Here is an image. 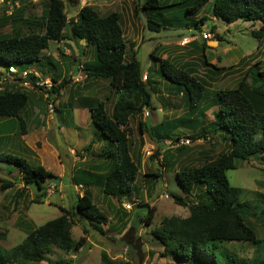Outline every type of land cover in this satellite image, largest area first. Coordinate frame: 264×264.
Segmentation results:
<instances>
[{"label": "trees", "instance_id": "1", "mask_svg": "<svg viewBox=\"0 0 264 264\" xmlns=\"http://www.w3.org/2000/svg\"><path fill=\"white\" fill-rule=\"evenodd\" d=\"M210 1L211 12L216 20L227 24L238 21L258 24L257 28L250 30V35L259 41L264 40V0H178L168 3L161 0H143L139 7L134 8V12L138 13V9L152 10V13L157 11V14L162 16L161 20L154 16L147 17V27L153 31L176 26L178 23L181 24L178 26H184L186 29L200 30V25L207 19L206 16L187 22L179 17L164 18L163 13L183 9L186 14L194 17ZM44 4L45 11L38 19H23L19 15L21 11L15 9V17L18 19L13 20L21 21L30 29V33L0 37V71L7 69L9 65L29 68L32 63H40V54L48 47L50 41L68 38L84 40L88 46H93V59L83 64L81 70L85 79L109 81L115 89V97L110 114L104 101L95 100L94 106H90V116L92 123L99 130L98 134L114 145L116 162L101 181H96L94 173L90 170L75 169L72 178L74 183L86 187L81 195H77L75 204L70 209L61 208L62 214L56 218L35 228H29L24 239L15 246L9 249L0 247V264H40L44 261L47 264H60L48 257L52 247L65 252L79 251L87 242L89 230L86 226L102 232L101 226L107 224L108 219L93 201L87 186L97 185L104 195L118 201L123 198L132 199L134 194H139L135 182L140 165L132 152L128 123L131 117L150 105V93L145 87L146 83H149L155 88L152 85L155 82L142 80L143 73L135 58L136 51L132 43L126 44L124 41L120 13L100 15L94 6L84 5L74 17L68 19L64 0H45ZM35 29L39 32H34ZM210 30V33H215L214 27ZM214 37L221 41L219 35L215 34ZM202 40L199 45L195 40L191 44L201 51L204 65L211 66L214 74H222L227 68L207 62L206 40ZM159 62L158 74L173 84L176 90H183L184 100L189 108L188 114L193 117L167 119L152 127L140 121L139 130L143 132L145 128V132L158 146H164L163 140L173 138L175 130L183 124L192 131L198 130L191 135L194 140L213 139L217 132L221 131L229 137L230 142L228 149L216 157L205 158L197 166L185 167L175 172L182 195L171 193L174 203L185 205L183 199L195 188H199L195 194L198 203L189 206V214L185 217L164 216L160 225L152 231V235L160 244L163 256H169L177 264H264V257L255 256L247 261L234 250L222 249L224 242H248L253 245L260 242L255 229L247 223V216L254 214L264 221V215H260L258 211L251 212L250 202H239L242 189L230 184L226 172L235 169L238 160L264 156V70H259L256 66L250 67L251 90L263 98H251L244 80L235 88L216 92L212 99L217 103L218 110L214 111V119L208 127L203 120L195 118L196 115L203 114L199 104L204 96L205 86L167 58H161ZM146 77L148 79V75ZM60 86L62 85L53 87V91H58ZM30 101L29 92L25 89L0 91V118L14 121L16 119L17 126L19 124V129L24 131L22 113ZM178 138L175 136L172 141L175 142ZM184 147L186 145L176 147L179 155ZM0 163L7 164L5 168H0L9 173L12 172L10 167L19 172L23 188H34L40 191V197L45 196L49 187H43L42 183L52 173L42 165L32 167L25 158L1 150ZM145 176L160 177V174L145 173ZM0 183L2 189L13 186V182L2 178ZM134 200L139 206L146 205L148 213L141 217V222L143 221L145 226L151 225L155 207L150 206L148 202ZM259 209L263 210L264 206ZM124 214L127 215L125 212L122 216ZM74 223L82 225L83 235L77 240L72 238ZM131 229L136 230L133 226ZM102 257L107 260L105 253Z\"/></svg>", "mask_w": 264, "mask_h": 264}, {"label": "rangeland", "instance_id": "2", "mask_svg": "<svg viewBox=\"0 0 264 264\" xmlns=\"http://www.w3.org/2000/svg\"><path fill=\"white\" fill-rule=\"evenodd\" d=\"M44 1L16 0L18 4L13 5L11 14L6 4H0V37L30 33V29L22 24L21 21L13 20V18L18 19V17H15L17 15L16 11H21L19 15L23 19H38L45 11ZM72 1L77 0H64L68 19L74 16L70 6ZM142 1L125 0L123 11L120 7V2H118L113 6L105 7L99 13L100 15H107L111 12H119L127 21V18H129V20H135L140 24L134 33H128L124 29V41L126 44L132 43L133 49L136 51L135 58L140 64L142 73L148 75L147 81L155 82L152 84L155 88H152L149 83H146L145 87L150 93V105L143 110H148L149 116L145 117L142 111L138 115L131 117L128 123L132 152L140 165V172L135 182L139 194L135 196L142 203L147 200L146 202L149 204L155 205L156 212L152 224L145 226L144 222H141V217L146 216L148 213L146 205L139 206L135 204L136 202L132 198L135 203H133L132 209H127L124 203L129 202V198H123L118 201L110 197V200L94 190L93 201L100 211L106 215L107 224L101 226L102 232L86 226L89 230L87 242L78 252H65L57 247H52L48 257L53 262L58 261L60 264H177L169 256H163L162 248L156 237L152 235V231L160 225L164 216H187L189 214V206L198 203L195 194L198 193L199 188H195L183 199L185 205L181 206L174 203L170 196L171 193L182 195L176 182L174 170L197 166L205 158L216 157L220 152L228 149L230 139L225 133L218 131L213 139L194 140L191 135L198 130L192 131L183 124L175 130L173 138H171L174 139L175 136H178L190 140L186 147L181 148L182 151L179 155L174 145L158 146L145 132V128H143V132L139 130L140 121L152 125L162 119L176 117L186 119L192 116L188 114L189 108L185 103L183 90H176L173 84L161 78L157 72V67L154 68L156 71H153V69L149 70L152 62L159 67L158 61H155L158 59L154 58H167L178 67L184 68L185 71L196 77L205 86L204 96L199 104L203 114L202 116L200 115L201 117L199 115L194 116L203 120L208 127H210L214 119V111L218 110L217 103L212 99L216 92L235 88L241 80H244L248 85L247 93L251 98L256 100L263 98L254 94L251 90L252 71L250 67L256 66L259 70H264V40L259 41L250 35V30L257 28L258 24L252 25L241 21L227 24L219 20H213L211 18V4L208 3L206 7L209 9V13L206 7L202 8L201 12L202 16H209V18L204 21L203 25H200V30H187L184 27H178L153 31L147 27V17L154 16V18L161 20L162 16L158 15L157 11L152 13V10L141 11L138 9V13H135L134 8L136 6L139 7ZM161 1L168 3L178 0ZM163 15L164 18L179 17L187 22H190L193 17L190 14H186L183 9L164 12ZM174 21L176 22L177 20ZM211 27H214L215 33H212L210 39H206V59L208 63L217 65V67H226V71L222 74H214V69L211 66L203 64L201 51L191 44L193 40L185 44L180 43L182 37H190L192 35L196 36L195 40L197 42H201L202 38L200 35L203 32H211ZM182 31L183 33L176 34ZM34 32H39V30L35 29ZM215 34L221 37V41L214 37ZM86 45L84 40L76 41L68 38L50 41L48 47L40 54V63H32L29 67L39 74L41 80L51 81L53 79L52 81L57 84V87L59 84L62 85L53 94L56 99L53 112L55 118L45 119L36 128L31 125L27 126L29 137L37 134L32 142L33 152L23 149L18 144L19 139L21 140L19 124L17 131L15 129L17 138L14 141L18 145L14 147L4 145L2 150L25 158L32 167L42 165L46 170L60 178V184L57 188L52 184L48 185L49 188L46 190L45 196L40 197V191L31 187L23 188L17 170H13L10 167L9 170H12V172L9 173L5 169L0 168V178L13 182V186L6 189H2L0 183V247L9 249L20 243L29 228H35L48 220L56 218L62 214L61 208L70 209L75 204L77 195L83 193V188L80 191L81 193L78 194L74 190L75 183L70 171L72 164L70 161V144H73L75 149H80L79 143H82L84 138L88 139L91 136L88 135V130L86 129L81 130L77 129L78 127L70 126V119L64 114L69 112H66L65 109L69 110L70 107L63 108L60 114L57 112V107L59 103L62 104L64 102L63 98L67 99L69 93L74 91H80V95L84 96V90H89L90 93L105 102L108 111L112 107L115 97V89L111 87L109 81L98 79L97 84L94 86L92 84L88 85L89 81L84 80L85 74L81 69L83 64L91 59V51L93 49V46ZM69 70H71V75L77 73L83 79L78 78L77 74L74 79L69 78L67 76ZM76 78L79 80L76 81ZM262 86L264 91V78L262 79ZM20 89H25L29 92L31 101L24 109L23 117L27 124H30V118L36 110L40 115L39 118H42L47 112V101L44 99L42 92L44 87H38L34 84L30 88L20 87L18 90ZM61 99L63 100L61 101ZM71 101L72 103H78L79 99L74 101V98H71L68 104ZM85 101L90 102L86 99ZM88 104L91 105V103ZM53 124H57V128L55 126L51 128ZM81 126L83 127V124ZM93 127L99 133L98 128L94 125ZM44 134L46 138H44ZM97 138L101 139L103 146L106 147L107 151H110L111 143L105 140L101 134ZM171 142L173 143L172 140ZM151 144L155 146L154 152L148 156L145 150L151 148ZM86 148L88 149V147ZM55 151L60 153L58 159ZM82 151L83 148L78 151L76 156L80 155ZM162 156H164L163 159ZM168 160L174 161L171 163V168H168ZM91 161L95 162V160ZM89 163L90 161L87 162V164ZM236 163L237 167L228 170L226 176L231 185L242 189L238 198L239 202L248 201L251 204V212H260L262 209L259 208L264 206V156L263 158L252 156L248 160H238ZM6 165L5 163H0V167L5 168ZM143 172H158L160 177H145L142 176ZM144 177L147 179L146 184L142 180ZM147 188L148 192L146 194ZM125 211H127V218L130 224L136 230L130 227L126 229L125 227L120 228L123 222L120 215ZM247 223L255 229L257 237L260 239L259 244L224 242L222 243V249L234 250L238 256L249 261L255 256L264 257V221L259 220L254 214H250L247 216ZM82 235V225L74 223L72 238L77 240ZM104 253L107 260L102 257ZM106 253H110V256ZM40 264H47V262L44 261Z\"/></svg>", "mask_w": 264, "mask_h": 264}, {"label": "crops", "instance_id": "3", "mask_svg": "<svg viewBox=\"0 0 264 264\" xmlns=\"http://www.w3.org/2000/svg\"><path fill=\"white\" fill-rule=\"evenodd\" d=\"M124 1L125 0H123V1L122 0H77V1H72L70 3V6H71V9L73 10L74 16H75V14L79 11V9L82 6H84V5L94 6L100 12L105 7H107V6L110 7V6H113L114 4L120 2V7H121V9L123 11L124 10L123 9V3H124ZM208 3L211 4V1L208 2ZM207 4L204 7L208 6ZM201 11H202V9L198 13H196L194 15V17H192V19H194V20L201 19L203 17ZM207 11L209 13V9ZM205 12H206V10H205ZM120 16H121V14H120ZM206 18L208 19L209 16L206 17ZM211 18L213 20H216L215 17L212 14H211ZM127 19H128V21L124 17L121 16V26H122V29H123V31H124V29H126V31L128 33H134L137 30V28L139 27L140 24L137 23L135 20L131 21V20H129V18H127ZM178 25H181V24L178 23L176 26H171L169 28H173L174 29V28H178V27H184V26H178ZM181 33H183V31L182 32H179V33H176V34L179 35ZM202 42H203V40L201 39V42H197L196 41L195 43L197 45H199ZM93 54H94V52H93V49H92V51H91V56L92 57L87 62H89V61H91L93 59ZM205 56H206V54H205ZM154 59H158V60H155V61H158L157 63L159 65V67H160L159 59H161V58H154ZM155 64H154V62H152V64L149 66V70H152L153 69V71H154L155 70L154 68H156V67H157V70H158L159 67L156 66ZM70 71L71 70L68 71L67 76L69 78L71 77V78L74 79L76 77L75 75L77 73H75V75H71ZM75 72H76V70H75ZM73 73H74V70H73ZM77 76H78V78L83 79V78H81V75L80 74H77ZM78 78H76V81L79 80ZM49 79H51V78H49ZM84 80H87V82L89 81L88 82V85L92 84V85L95 86L97 84V80L98 79L92 80V79H85L84 78ZM73 81H75V80H73ZM84 91H85L84 96L83 95H80V91L79 92L74 91L73 93H69V96L67 97V99L63 98L64 99V102L62 104H60V103L58 104L57 112H58V114H60L61 111L63 110V108L70 107L69 110L68 109H65L66 112L69 111L68 113L62 112L64 114H66L67 117L70 119V126L78 127L77 129H81V130L82 129H86V130H88V135L91 136L88 139L87 138H84L82 140L83 142L82 143H79L80 149L83 148V151L78 156H76V154H78V151L80 149H75L74 148V145L73 144H70V154L72 156V157L70 156V161L72 163L71 164V170L70 171L72 173V178H73V171L75 169H78V168H82L83 169L84 168V169L90 170V171H92L94 173V175L96 177V179H95L96 181L97 180L98 181H101V179L104 178L106 172L109 171V170H111L113 168L115 162H116L115 155H114V145L113 144L110 145L111 148H110V151L108 150L109 152L106 150V147L103 146L101 139L97 138V136L99 134L97 133V130L94 129V127H93L94 124L92 123V120H91V116H90V106H94L95 100H102V99H98V97L97 96H94L92 93H90L89 90H84ZM73 94H75V95H73ZM71 98H74V101L77 100V99H79V102L78 103H75V102L72 103V101H71V103L68 104V102L71 100ZM63 99H61V101ZM82 99H83V101H82ZM85 99L88 100V101H90V102H86ZM88 103H91V105H89ZM106 110H107V107H106ZM111 110H112V107L109 109V111L107 110L108 111V114L111 113ZM160 112H161V109H160ZM45 114L43 115V113H42V115H43L42 118H39L40 115H39V113L36 110L33 113V116L30 118V121H29L30 124H27V121L23 117V113H22V117H23L24 123H25L24 124L25 125V130L24 131H21V133H20L21 140L19 139L18 144L21 145V147L23 149H25V150H27L29 152L30 151L33 152L34 147H33L32 142L34 140V136H37V134H35L34 136H30L29 137V135H28V129H27V126L28 125H31L32 127H35L36 128L37 125H39L40 123H42L45 119L48 120V119H54L55 118V115H53V116L50 117L48 115V113L46 115ZM160 117H161V113H160ZM176 118H178V117H176ZM171 119H173V118H169L168 120H171ZM56 120H57V118H56ZM163 120H167V119H162L161 121L157 122L156 124L153 123L152 125H149V126H151V127L152 126H155V125L161 123ZM16 122H17L16 119L14 121V119L0 118V150L1 151H3L2 149H3L4 145L7 146V147H14L15 145L16 146L18 145L17 142L16 143L14 142L16 140V138H17L16 137V135H17V133H16V131H17V124H16ZM81 124H83V127L81 126ZM54 126L57 128V124H55V125L53 124L51 128H54ZM15 129H16V131H15ZM45 136L46 135L44 134V138H46ZM151 146L155 147L153 144H151ZM86 147H89V148L87 149ZM55 152H56V156H57V159H58V156L60 155V153L57 152V151H55ZM91 160H95V162H92ZM89 161H90V163L87 164V162H89ZM167 162H168V168H171V165H172L171 163L174 162V161L168 160ZM59 163H60V161H59ZM78 164H81V165H78ZM176 171H177V169L174 170V172H176ZM148 173H151V172H148ZM154 173H158V172H154ZM138 175H139V173H138ZM142 176H145V172L142 173ZM145 177L142 180H143V183L146 184L147 183V179H145ZM75 185H79V184H74V190H75ZM80 185H82V184H80ZM82 187H83V191H84V188H86V187H84V186H82ZM87 188L92 193V196H93L94 190H96L103 197L105 196L106 198L108 197L110 199V196L104 195L103 192H102V190H101V188L99 186H97V185H89V186H87ZM147 192H148V188L146 190V194H147ZM135 195L136 194H134L132 198L139 201V198H137V196H135ZM146 201H144V202H146ZM122 203H124V202H122ZM128 203H130L131 206H133L134 201H132V199H129V202ZM149 205L150 206H153V207L155 206L153 204H149ZM131 209H132V207H131ZM127 211H125V212H127ZM125 212H122L121 215H120V218H122V220H123V222L120 225V228H122V227H125V229L128 228V227L131 228L132 225L130 224L129 219L127 218V215L124 214V216H122L123 213H125ZM75 252H78V251H75ZM107 255L110 256V253H108Z\"/></svg>", "mask_w": 264, "mask_h": 264}, {"label": "built area", "instance_id": "4", "mask_svg": "<svg viewBox=\"0 0 264 264\" xmlns=\"http://www.w3.org/2000/svg\"><path fill=\"white\" fill-rule=\"evenodd\" d=\"M0 4H6L7 8L10 9L11 14V8L16 3V0H0ZM200 37L204 40L210 39L212 37V34L210 32H203ZM196 36L192 35L190 37H182L181 44H185L189 41L195 40ZM147 74H143L142 80L146 81ZM36 85L38 87L43 86L44 87V99L47 101L46 104V110L48 115L51 117L54 115L55 105H56V99L54 98V91L53 87H55L57 84L54 83L52 80H41L39 77V74L31 70L30 68L25 67H17L15 65H9L7 69H3L0 71V91L4 90H18L20 87H26L30 88L32 85ZM143 114L145 117L149 116L148 110H143ZM172 139H164L163 144L169 145L172 144L175 147H179L182 145H188L190 143V140L184 139V138H178L175 142H171ZM146 155H151L154 152V147L151 146V148H148L145 150ZM82 185H75V191L77 193H80L82 189ZM127 209H131L130 203H124ZM166 264H172V263H166Z\"/></svg>", "mask_w": 264, "mask_h": 264}, {"label": "water", "instance_id": "5", "mask_svg": "<svg viewBox=\"0 0 264 264\" xmlns=\"http://www.w3.org/2000/svg\"><path fill=\"white\" fill-rule=\"evenodd\" d=\"M208 44H210L208 42ZM54 185V186H58L60 184V178L54 174H52L51 176H49L43 183L42 186L43 187H47L48 185ZM260 215H264V209L260 211Z\"/></svg>", "mask_w": 264, "mask_h": 264}]
</instances>
